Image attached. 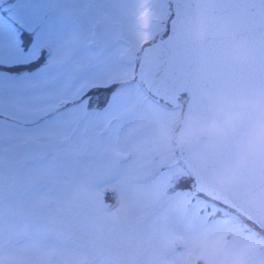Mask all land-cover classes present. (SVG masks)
I'll return each mask as SVG.
<instances>
[{
	"label": "snow or ice",
	"instance_id": "1",
	"mask_svg": "<svg viewBox=\"0 0 264 264\" xmlns=\"http://www.w3.org/2000/svg\"><path fill=\"white\" fill-rule=\"evenodd\" d=\"M33 2L20 0L21 11L31 17L24 21L23 27L13 20L0 24V264H6L3 255L6 200L9 215L14 218L9 228V244L13 242V234H27L33 229L70 240L86 230L87 225L79 219L69 223L63 217L44 218L39 214L40 208L63 194L57 190L69 182L65 169L76 175L90 171L96 162L99 141L95 147L80 141L78 130L86 133L90 123L106 117L110 127L119 118L116 113L136 98L173 104L190 96L194 87L235 86L256 77L264 82V0H200V18L210 17L211 23L198 24L184 38L177 32L182 16L180 6L191 0H164L168 16L159 21L161 32L151 30L154 25L148 12L141 13L145 31L140 33L139 51L119 46L118 41L110 45L109 31L100 30L102 20L107 18L104 6L123 0H40L43 4L86 3L96 8L97 14L86 24L87 69L75 78V86L71 88L61 78L62 73L53 70L62 66V62L53 64L54 45L46 39L62 23L49 11L36 16L29 7ZM83 16L87 18V11ZM219 23L227 26L231 36L247 40L255 65L250 71L233 70L236 62L231 59L232 41L218 39L215 28ZM81 26L83 22L77 25ZM99 90L107 92L102 106L94 105L91 99V94ZM106 131L100 127L96 135L103 138ZM58 153H65L70 159L58 162ZM44 160L61 171L48 177L47 192L33 199L32 189L45 175L43 171H35V162ZM195 185L196 178L191 177L185 187L176 186L177 194L193 192ZM252 223L264 230V224ZM55 252L54 248L41 251L40 264H52L48 258ZM7 264H32V261L9 256ZM100 264L113 261L104 260Z\"/></svg>",
	"mask_w": 264,
	"mask_h": 264
},
{
	"label": "rangeland",
	"instance_id": "2",
	"mask_svg": "<svg viewBox=\"0 0 264 264\" xmlns=\"http://www.w3.org/2000/svg\"><path fill=\"white\" fill-rule=\"evenodd\" d=\"M19 4L20 0H0V24L13 20L23 27L24 21L31 19ZM29 7L36 16L49 11L62 23L46 39L54 45L53 64L62 62V66L53 70L62 73L68 87H74L75 78L87 69L85 31L87 20L97 14L95 6L50 5L34 0ZM103 12L107 18L102 20L100 30L109 31L108 43L118 41L119 46H131L139 51L140 33L145 31L141 13L148 12L154 25L151 30L161 32L159 21L165 20L166 4L163 0L152 3L123 0L104 6ZM81 22L84 26L78 28ZM178 113L154 103L152 98H136L116 113L119 118L110 127L106 117L90 123L86 133L78 130L80 141L94 147L99 141L96 162L90 171L76 175L65 169L69 182L57 190L63 194L40 208L39 214L44 218L63 217L69 223L79 219L87 225L86 230L70 240L33 229L27 234H13V242L9 244V228L14 218L9 215L6 200L3 253L6 264L9 256L40 264L39 253L48 248L56 250L48 258L52 264H100L104 260L113 264H216L208 247L199 241L217 228L230 230L224 232V238L233 248L260 241L261 246L249 254V259L251 264H264L261 235L240 220H234L232 214L215 216L214 209L204 208L193 192L177 194L176 186L185 187L189 179L175 147L177 121L181 116ZM100 127L107 129L103 138L96 135ZM67 159L70 157L65 153L57 154L58 162ZM35 171H43L45 175L33 187V199L47 192L48 177L61 170L44 160L35 162ZM105 192H108L106 199L102 196Z\"/></svg>",
	"mask_w": 264,
	"mask_h": 264
},
{
	"label": "water",
	"instance_id": "3",
	"mask_svg": "<svg viewBox=\"0 0 264 264\" xmlns=\"http://www.w3.org/2000/svg\"><path fill=\"white\" fill-rule=\"evenodd\" d=\"M180 7L182 16L177 25V32L182 38L187 37L198 24L211 23L210 17L200 18V0H191L189 4ZM218 39L231 41L227 37ZM254 66V60L251 63L236 62L233 70L248 72ZM258 99L264 102V82L259 77L235 86L221 84L215 88L194 87L178 137L193 121L198 122L200 126H206L215 120L223 128V132L200 134L188 144L178 146L186 166L194 173L196 187L200 192L218 201H224V204L253 221L264 224V160L260 161L258 166L253 162V166L225 191L218 190L217 186V178L235 165L246 134L250 131L251 122L255 119L250 107L241 108L239 105L242 102L250 105ZM235 112H242L245 120L232 132L227 128L225 121Z\"/></svg>",
	"mask_w": 264,
	"mask_h": 264
},
{
	"label": "clouds",
	"instance_id": "4",
	"mask_svg": "<svg viewBox=\"0 0 264 264\" xmlns=\"http://www.w3.org/2000/svg\"><path fill=\"white\" fill-rule=\"evenodd\" d=\"M195 27H198V25ZM226 27L225 24L219 23L215 31L217 37L231 39L233 48L231 59L235 62L251 63L254 57L249 50L247 40L231 36L227 33ZM239 106L241 108L250 107L255 119L251 122L250 131L246 134V140L242 145V150L235 165L224 175L217 178V186L220 191H225L233 186L242 174L253 166V162H256L258 166L259 162L264 160V102L258 99L250 105L242 102ZM244 120L245 116L242 112H235L226 119L225 124L230 131L235 132L238 124ZM209 132L213 134L221 133L223 128L215 120L206 126H200L198 122L193 121L192 125L177 138L178 145H186L197 135ZM225 231L230 232V230L223 228L212 230L199 243H203L208 247L210 257L216 261V264H251L249 254L259 248L261 242L253 240L239 248H233L225 242Z\"/></svg>",
	"mask_w": 264,
	"mask_h": 264
},
{
	"label": "flooded vegetation",
	"instance_id": "5",
	"mask_svg": "<svg viewBox=\"0 0 264 264\" xmlns=\"http://www.w3.org/2000/svg\"><path fill=\"white\" fill-rule=\"evenodd\" d=\"M203 200H204L207 204H208V203H211L209 200H207V199H205V198H204ZM214 204H215V203H214Z\"/></svg>",
	"mask_w": 264,
	"mask_h": 264
}]
</instances>
